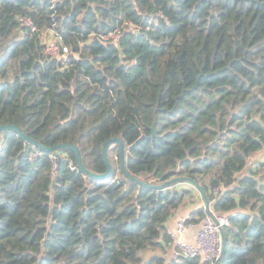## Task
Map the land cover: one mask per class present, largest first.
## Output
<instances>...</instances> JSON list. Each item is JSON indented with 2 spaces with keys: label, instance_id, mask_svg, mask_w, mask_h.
<instances>
[{
  "label": "trees",
  "instance_id": "16d2710c",
  "mask_svg": "<svg viewBox=\"0 0 264 264\" xmlns=\"http://www.w3.org/2000/svg\"><path fill=\"white\" fill-rule=\"evenodd\" d=\"M45 33L67 63L46 54ZM4 125L76 146L95 174L119 138L144 185L118 143L95 179L72 149L35 158L0 130V264H207L165 257L168 223L202 198L184 182L158 188L177 177L226 214L219 264H264V161L249 163L264 151V0H0ZM184 215L203 219V200Z\"/></svg>",
  "mask_w": 264,
  "mask_h": 264
},
{
  "label": "built area",
  "instance_id": "2783aa9c",
  "mask_svg": "<svg viewBox=\"0 0 264 264\" xmlns=\"http://www.w3.org/2000/svg\"><path fill=\"white\" fill-rule=\"evenodd\" d=\"M28 23H30L28 21ZM31 24V23H30ZM36 29L33 28V31ZM120 36V31L111 33L105 40L117 42ZM69 49L61 48L55 41L47 43L46 54L50 57H55L61 60L63 63H67ZM2 149V143L0 142V150ZM44 155V152L34 147L33 157L39 158ZM51 160L56 161V156L52 155ZM72 170H76L77 166L70 165ZM222 188H218L215 194L218 195ZM220 225L222 227L229 226L230 223L226 217L219 218ZM194 230L196 232L195 240L193 242H187L181 239L187 232ZM175 234L178 236L175 242V249L173 257L177 260L183 257H201L207 264H215L218 258L222 254V237L218 225L214 220L205 216L200 221H196L190 215H182L178 217L175 227ZM175 241V240H174Z\"/></svg>",
  "mask_w": 264,
  "mask_h": 264
},
{
  "label": "water",
  "instance_id": "95a60500",
  "mask_svg": "<svg viewBox=\"0 0 264 264\" xmlns=\"http://www.w3.org/2000/svg\"><path fill=\"white\" fill-rule=\"evenodd\" d=\"M0 130H3V131L14 130V131H16L19 134V136L24 141H26L30 145L35 146L36 148L40 149L44 153L45 152L46 153H52L54 151L62 150V149H67V148L68 149H72L76 153L77 163H78V167H79L80 171L82 173H84L85 175H87V176H89L91 178H95V179H103V178H107V177H109L111 175L113 168H112V165H111V163L109 161V158H108V149H109V147H110V145L112 143H118L119 144V148H120V156H121V167H122V170L132 180H134V181H136V182L144 185V182L140 181L139 179H137L136 177H134L133 175H131L127 171V169L125 167V146H124V143L122 142V140L119 139V138H111V139H109L104 144L103 149H102V154H103L104 160L107 163V171L104 174H95V173H92L91 171H89L84 166V164L82 162V158H81V153H80L79 149L76 146H74V145H70V144H60V145H55V146H52V147H48L47 148V147H44L40 142H38L35 139H33V138L27 136L26 134H24L22 132V130L19 127L15 126V125H4V126H0ZM182 182H184L185 184H188L190 186L196 187L200 191V194L202 196V200H203V203H204L206 215L209 216V217H211L214 220V222L219 227V230H220V233H221V237H222V254H221V256L218 258V260L215 263V264H219V262L222 260V258L224 256L225 247H226V238H225L224 228L220 225V222H219V218H221L223 216L215 213L212 210V208H211V202H210V199H209V196H208L206 190L202 186H200L195 180H193L191 178H188V177H177V178H174V179H172L170 181H167V182L159 185L158 188H166V187H170L173 184L182 183Z\"/></svg>",
  "mask_w": 264,
  "mask_h": 264
},
{
  "label": "crops",
  "instance_id": "0c3cea01",
  "mask_svg": "<svg viewBox=\"0 0 264 264\" xmlns=\"http://www.w3.org/2000/svg\"><path fill=\"white\" fill-rule=\"evenodd\" d=\"M262 161H264V151H260V152H257L256 154H254L251 157L249 163L254 165L255 163H259V162H262ZM197 194H198V192H194V197L196 199V203H191L190 206H188V209H185L182 212L178 213L168 223L169 231H170V233L173 234V237H174V240H175L174 244L171 247L166 249V256L165 257L168 260L173 258V252H174V249H175V242L178 239V236H176V234H175V227H176L177 219L181 215L191 214L195 209H197L200 206V204L202 203V198L199 196V194L198 195ZM220 215L223 216V217H226V214H220ZM195 236H196V232L194 230H192V231L187 232L181 239H183L184 241H187V242H193L195 240ZM148 253L153 255L152 252H147V254ZM156 253L164 255V253L162 251H157ZM156 253H154V254H156Z\"/></svg>",
  "mask_w": 264,
  "mask_h": 264
},
{
  "label": "rangeland",
  "instance_id": "374dc122",
  "mask_svg": "<svg viewBox=\"0 0 264 264\" xmlns=\"http://www.w3.org/2000/svg\"><path fill=\"white\" fill-rule=\"evenodd\" d=\"M43 41L45 42L46 40H48V43L49 42H52V41H54L53 40V37H52V35L51 34H48V33H45L44 35H43ZM119 39V38H118ZM118 41V40H117ZM183 187H191L190 185H188V184H184V185H182ZM197 192V191H196ZM199 194V193H198ZM197 194V195H198ZM151 254H147L146 253V255H145V258L147 259V258H149V256H150Z\"/></svg>",
  "mask_w": 264,
  "mask_h": 264
}]
</instances>
